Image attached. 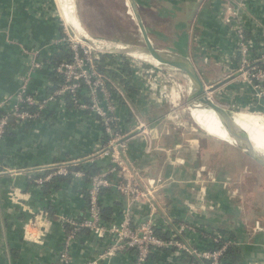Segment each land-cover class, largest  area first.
<instances>
[{
  "label": "crops",
  "instance_id": "obj_1",
  "mask_svg": "<svg viewBox=\"0 0 264 264\" xmlns=\"http://www.w3.org/2000/svg\"><path fill=\"white\" fill-rule=\"evenodd\" d=\"M141 1L149 37L153 31L158 34L156 41L150 38L152 44L163 46L161 51L189 61L206 90L211 91V98L216 93L235 109L248 108L255 103L253 92L236 74V42L225 17L230 16V12L236 14L251 52L264 58V0ZM56 2L58 0H0V102L15 95L20 88V79L29 67L28 54L24 51L39 50L43 63L50 56L53 42L63 29L57 18L60 10ZM228 7L231 8L229 13ZM131 14L136 21L132 11ZM66 19L71 27L82 30L76 15L68 14ZM135 26L138 30L137 23ZM165 68L171 74L179 72ZM49 75L39 70L32 78L31 90L49 94L53 86ZM143 95L141 92L139 99L131 95L124 97L148 125L150 142L133 132L127 139L126 158L135 165L144 182L174 181L165 184L158 194L157 224L170 223L176 231L184 227L181 233L185 241L197 250L202 246V235L195 230L226 229L237 236L244 251V264H264L263 183L257 181L247 187L239 181L232 182L228 172L231 167L227 164L233 163L235 159L230 160L234 157L241 162V168L245 167V155L238 151L233 152L234 157L224 155L219 143H230L202 133L189 112L193 127L172 120L171 106L158 105L154 99L148 98L143 110L138 111L137 102ZM119 112L122 130H132L135 123L128 106L122 102ZM187 131L195 140L183 139ZM199 131L213 141L209 142L212 144L209 148H218L217 152L198 151L196 140L205 142ZM103 134L101 125L68 102L52 103L37 118L23 124L9 119L0 140V264H60L58 252L66 227L59 220L61 217L80 219L85 215L84 194L89 183L84 182L81 168L89 164L74 169L73 173L83 174L79 180L71 176L68 183L52 181L39 187L35 181L44 174L41 167L91 157L102 147ZM183 144L189 150L183 148ZM94 161L92 165L98 167V172L107 165L102 159L94 158ZM259 169L254 170L259 172ZM236 174L244 178L245 168ZM102 206L104 211H110V220L121 212L124 203L116 193L105 191ZM41 211L47 213L50 222L42 234L44 224L41 229L29 225ZM186 224L194 226L193 231L186 233ZM102 250L103 245L83 231L72 246V264H88ZM166 250L153 255L145 264H161L173 256V249ZM133 260V253L118 254L100 264H132Z\"/></svg>",
  "mask_w": 264,
  "mask_h": 264
},
{
  "label": "built area",
  "instance_id": "obj_2",
  "mask_svg": "<svg viewBox=\"0 0 264 264\" xmlns=\"http://www.w3.org/2000/svg\"><path fill=\"white\" fill-rule=\"evenodd\" d=\"M230 9V7L226 8L227 13L231 11ZM233 13L230 12V16L225 17V20L230 25L236 42L235 49L238 55L236 74L246 86H249L255 98L262 100L264 99V58L251 52L243 26L238 23V18ZM57 18L63 29L53 42V47L58 51L70 53L68 61L61 62L50 71L60 78L61 84L45 96H39V93L31 90L33 76L39 70H44L45 65L40 59L39 50L24 51L28 54L29 67L20 79V88L15 95L5 97L0 102V112H4L0 117V140L5 134L10 118L20 124L32 121L55 102L69 101L79 112L87 113L102 127L103 145L91 157L83 161L75 160L41 167L44 174L35 181L39 187L55 177L71 175L73 179L79 180L83 177L82 172L71 173L69 168L77 169L80 165H92L95 163L94 158L102 159L107 163L104 169L92 176L88 184L86 213L83 218L61 217L59 220L66 227L61 249L58 252L59 263L72 264V246L80 233L87 231L96 242L103 245V250L88 264H100L118 254L131 253L134 257L132 264H145L153 255L170 248L174 249V253L165 264L180 260L183 252L196 259L219 264L225 246L216 250H197L190 247L185 240L178 239V235L183 234L181 231L184 227L176 231L170 223H165L164 226L157 224V215L160 212L158 194L160 195L165 184L174 181L158 179L152 183L144 182L138 169L126 158L129 147L128 136L136 131L134 134L139 133L149 144L150 131L133 105H129V101L125 99L124 95L128 94L119 85V81L110 79L107 74L113 71L122 76L118 68L124 56L112 50L123 52V47L116 42L85 36L82 30L71 27L66 19L63 20L60 13ZM99 66H103L105 71H100ZM145 66L143 62L133 61L131 64L134 70L133 79L140 85V94L144 93V97L137 102L138 111L143 110L145 101L150 98L158 105L169 104L171 106L169 116L177 119L176 108L182 93ZM107 83H111L112 87L108 88ZM122 102L128 106L135 123L134 128L128 132L122 130V117L119 112ZM84 161L90 162L82 163ZM105 191L116 193L122 197L124 203L121 212L116 213L115 217L108 221L103 218L102 203ZM143 209H146L145 213L140 216ZM32 221L29 225L34 229H41L44 224L41 234L45 226L50 223L47 213L43 211L34 216ZM158 229L171 235L164 240L156 233ZM190 231L193 230L188 227L186 233ZM211 241L216 243L217 239Z\"/></svg>",
  "mask_w": 264,
  "mask_h": 264
},
{
  "label": "rangeland",
  "instance_id": "obj_3",
  "mask_svg": "<svg viewBox=\"0 0 264 264\" xmlns=\"http://www.w3.org/2000/svg\"><path fill=\"white\" fill-rule=\"evenodd\" d=\"M59 1L60 0H58V2ZM58 2H56V4H59ZM73 4H74L73 13L71 15H73L74 17L76 15V17L79 21L80 27L82 29V32L84 33L85 36H89V37H92L94 39H103V40L108 41V42H116L117 44L121 45L120 47H123V48H128V49H142L143 48L141 35L139 32V29L138 30L136 29V26H135L136 21L131 16L132 10H131V7H130L129 3L127 2V0H119L118 2H117V0H73ZM123 9H124L125 13L123 12ZM112 12H114V14L116 15L115 16L116 21L114 23L110 22L109 20H107L104 17V15L106 17H109V13H112ZM68 14L69 13L67 12V16H68ZM91 15H95V19H92L93 17H91ZM112 15H113V13H112ZM126 16L128 17V19H130V25L129 26H131V27L127 26L128 21L126 19ZM146 19H147V17H146ZM157 37H158V34L156 32L153 31L150 33L151 39L156 41L158 39ZM162 47L163 46H157L156 45L155 48H158L161 51ZM121 54L125 58L131 60L132 62L133 61L135 63L141 62V61H138L137 59L131 58L128 55H126L125 51H123ZM143 64L146 65L145 62H143ZM172 75L174 77H176L177 79H183L184 78V74L182 72H177L176 74H172ZM208 95L211 96L212 94H208ZM212 99L214 101H216L217 103H219L224 108H226L227 110L233 112L234 114L235 113L249 112V113H255L259 116L261 115L260 117H262L264 119V106L261 104L262 100L259 98H257L255 100V103H253L251 105V107H248V108L238 107L236 109L227 105L226 104L227 101L225 100L226 98H222V96H220L216 93L213 94ZM186 104H187L186 98L184 97V95H181L180 102L177 103L178 108H176L177 109V113H176L177 119L172 118V120H174L176 122H181L186 127L187 126L193 127L194 124L191 122L189 115H188L189 107H187ZM179 112H180V115H179ZM199 112L202 113L201 111H199ZM192 119H193V117H192ZM193 122L195 123L194 119H193ZM195 125L205 135H208V136L213 137L217 140L224 141L227 143V141H225V139L223 140V138L220 137L217 134V132H214V134L209 133V132L204 131L203 128H201L196 123H195ZM200 131H199V134L202 135ZM183 134H184L183 139H186L188 141L189 140H195V137L193 136V134L190 131L184 132ZM202 137L204 138L206 144L209 142L210 143L213 142L208 137H204L203 135H202ZM182 142L187 143L184 141H182ZM205 142L201 141V140L199 141V139L196 140V147H197L198 151H202L204 153L205 149H209V151L217 152L218 148H214V147L209 148V147H211L209 145H212V144L209 143L208 145H206ZM219 145L221 146L220 148H222V153L224 155L230 154L231 157H234L236 154L233 152H235V151H238L239 154L242 156L245 155V153L242 150L237 149V147H235L233 145H230V144H224L223 145L220 143H219ZM185 146L186 145L183 144V148H185ZM185 149L189 150L188 147H186ZM202 154H199V155L202 157ZM174 156L172 155V157H174ZM233 159H235L233 161V163L231 162L230 165L227 164L229 167H231L230 171H228V172H229V177L231 178L232 182L239 181L240 183H244L247 187H251L254 182L261 181V183H263V187H264V179H262L264 176V169H262L253 160H251L250 158H248L245 155V158H244L245 167H242V168H245V175L246 176L244 178H242L241 175L238 174L239 175L238 176L236 174L238 171L241 172V170H242L241 165H240L241 162H238V160H236L237 159L236 157L231 158L230 161H232ZM239 166H240V168H239ZM255 168H260L261 170L259 169V172H256L257 170H254ZM233 173H234V175H232ZM262 219H263L262 224L264 226V215H262Z\"/></svg>",
  "mask_w": 264,
  "mask_h": 264
},
{
  "label": "water",
  "instance_id": "obj_4",
  "mask_svg": "<svg viewBox=\"0 0 264 264\" xmlns=\"http://www.w3.org/2000/svg\"><path fill=\"white\" fill-rule=\"evenodd\" d=\"M132 5L137 15V26L141 35L143 48L141 49L145 56V63L156 75L171 86L175 87L184 95L186 102L196 111L209 113L212 117L219 120L226 126V129L234 135L241 137L244 145L242 150L245 155L253 160L258 166L264 169V149H259L256 144L258 137L255 132L251 131L250 125H239L235 114L219 103L208 97L211 91L206 90L199 75L189 61H184L177 55H173L179 62L183 71L184 78L177 79L165 68L164 61L151 42L147 31L146 13L141 0H127ZM237 5V4H236ZM235 6V4H234ZM237 8V6H236ZM114 53H122L118 50H112ZM239 149V148H238Z\"/></svg>",
  "mask_w": 264,
  "mask_h": 264
},
{
  "label": "trees",
  "instance_id": "obj_5",
  "mask_svg": "<svg viewBox=\"0 0 264 264\" xmlns=\"http://www.w3.org/2000/svg\"><path fill=\"white\" fill-rule=\"evenodd\" d=\"M119 0H117L118 2ZM124 12V9H123ZM113 13V15H112ZM109 13V17H106L104 15V17L109 20L110 22L114 23L116 21V15L114 14V12ZM125 13V12H124ZM91 17H93L92 19H95V15H91ZM127 19V26L130 25V19H128V17L126 16ZM100 20V19H99ZM44 57V56H43ZM45 58V57H44ZM70 59V53L69 52H65L63 50L58 51L55 47H53L52 52L50 54V56H48L47 59L44 60V70L43 72L45 74L49 73V78L52 80V88L50 90V93L55 90L56 88H58V86L61 84L60 78L53 72L50 73L51 70H53L55 67H57L61 62L63 61H68ZM131 64L132 61L122 57V63L119 65L118 71L122 74V76H119L117 74H115L113 71H109L107 74L109 75V78L112 80L117 79L119 81V85L123 88V90L125 91L126 94H128L129 96H134L135 99H139L140 98V89H139V84L133 79V74H134V70L131 68ZM146 67V66H145ZM147 68V67H146ZM100 71L104 72L105 69L103 66H99ZM107 87L111 88L112 85L111 83H107ZM37 93V92H36ZM39 93V92H38ZM39 96H45L44 93L40 92ZM136 101V100H134ZM68 103H70L69 101H67ZM262 105L264 106V99H262L261 101ZM29 110V109H27ZM29 111H33L32 109H30ZM4 115V112H0V117ZM70 172L72 173L74 171V168H69ZM81 170L84 172V182L85 183H89L92 176H94L96 173H98V167H95L94 165H85L81 168ZM35 180V179H34ZM53 183H59L61 181L64 182H70L71 181V175H68L65 178L62 177H55L53 178L50 182ZM49 182V183H50ZM45 185V184H44ZM54 188H58L56 185L54 186ZM87 192V191H86ZM47 193V192H46ZM85 195V199H86V195L87 193L84 194ZM109 215H110V211L109 210H105L103 212V218L105 219V221L109 220ZM187 227L189 228H194V226H192L191 224L188 225L186 224ZM198 233H200L201 237V242H202V246L198 247V250H216L218 248H221L222 246H225V251L223 253V256L220 259L219 264H244V251L243 248L239 246L238 243V238L237 236L231 232L228 231L226 229L223 228H210V229H206L203 230L201 228V230L197 229L195 230ZM156 233L159 235L160 238L162 239H168L169 238V234L168 232L163 233L161 231V229L156 230ZM175 234V233H173ZM178 239L179 240H185V235H178ZM217 239L216 243H213L211 240L213 239ZM174 250V249H173ZM168 251V249L166 250ZM179 261V264H211L210 261H206V260H200V259H196L194 256H190L186 253H182V257ZM161 264H165V259L161 262Z\"/></svg>",
  "mask_w": 264,
  "mask_h": 264
},
{
  "label": "bare ground",
  "instance_id": "obj_6",
  "mask_svg": "<svg viewBox=\"0 0 264 264\" xmlns=\"http://www.w3.org/2000/svg\"><path fill=\"white\" fill-rule=\"evenodd\" d=\"M127 2L129 3L132 13L134 14V17L137 21L136 12L134 11L130 2L129 1ZM58 3L60 10L59 13L62 18L64 19L67 18V12L69 13V15L73 13V7H74L73 0H60ZM123 51H125L126 55H128L129 57L137 59L138 61L141 62H145V56L141 49L123 48ZM159 54L162 60L164 61L165 67L173 68L183 73L179 65V62L175 59V57L172 54L164 51H160ZM186 106L189 107L188 112L193 117L195 123L199 125L201 128H203L204 131L213 134L214 132H217V134L220 137L228 141L231 145L239 149L243 148L244 142L242 138L228 131L226 129V126L223 123H221L219 120L215 119L207 112L201 111L203 113L202 114L199 111H196L188 103L186 104ZM260 116L255 113L245 112V113H237L235 115V118L239 125H247V126L250 125L249 127L251 128V131L255 132V134H257L258 137L260 138L258 139V142L256 141V144L259 146V149H264V119Z\"/></svg>",
  "mask_w": 264,
  "mask_h": 264
}]
</instances>
